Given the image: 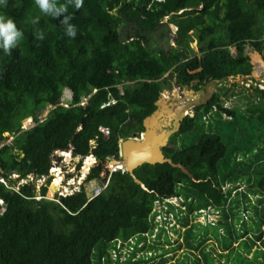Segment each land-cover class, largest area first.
<instances>
[{"label":"trees","instance_id":"obj_1","mask_svg":"<svg viewBox=\"0 0 264 264\" xmlns=\"http://www.w3.org/2000/svg\"><path fill=\"white\" fill-rule=\"evenodd\" d=\"M60 4L68 7L58 18L42 13L34 0L0 5V16L23 32L10 55L0 49V142L12 136L0 147V264H113L109 256L118 247L126 250L120 264H199V256L204 264H216L215 258L229 260L226 256L246 240V252L239 253L245 258L231 264H264V87L254 85L244 95L250 101L247 113L242 110L252 130L247 133L234 126L240 113L234 106L224 107L217 91L185 117L162 151L192 177L168 163H143L134 169L145 188L127 171L98 175L108 157L118 158L121 139L142 132L143 118L170 84L165 72L178 85L193 83L194 88L229 76L254 80L244 49L264 57V0H83L79 9L68 0H57ZM69 15L75 38L65 35L61 23ZM166 17L176 27L175 40L191 52L196 36L199 56L151 48L160 26L166 28L162 36L168 32ZM122 23L126 30L121 34ZM222 111L227 116L215 119L217 125L238 130L239 141L230 150L216 128L201 124L211 112ZM29 117L32 125L23 128ZM189 130L209 132L178 147L175 136ZM69 148L73 156L91 153L96 158L86 181L96 178L99 184L108 177V183L90 198L83 185L57 201H46L47 187L37 189L36 179L48 174L56 150ZM241 152L248 157L243 163ZM27 175L33 178L17 184ZM168 197H175L176 205L165 201L164 219L155 220L154 201ZM201 209L217 219L196 220ZM169 215L178 226L168 227L164 220ZM168 228L181 243H170ZM152 233L156 237L148 244ZM259 243L260 249L248 257ZM182 245L193 259L179 254L167 263L166 254Z\"/></svg>","mask_w":264,"mask_h":264},{"label":"rangeland","instance_id":"obj_2","mask_svg":"<svg viewBox=\"0 0 264 264\" xmlns=\"http://www.w3.org/2000/svg\"><path fill=\"white\" fill-rule=\"evenodd\" d=\"M163 22L167 23V27H168L167 31L168 32L165 33L166 34L165 36H162L161 33L165 32L166 28L160 26V28L158 30L159 31L162 30L161 33L156 31L152 36V38L154 39L153 42L151 43L152 49H156L159 47L164 49V50H168L169 48H177V49L181 50L180 53H182V51H186L187 55H197V56L200 55V50H199L200 46L196 44V41H197L196 36L193 39V41L190 43V47L192 48V52H191V51L187 50L183 45H181V43L179 41L175 40V38H174L175 25L172 23H169L167 17L163 19ZM130 27L131 26L128 25L127 29H129ZM119 28H120L121 34L123 33V30H126V27L123 26V23L121 24V26ZM158 35H161V37L159 36V38H158ZM230 50H231L232 54L235 53L234 47H231ZM244 52L249 55L250 62L252 63L253 72L250 73V76L254 80H250V79L246 78V76H244V77L232 78L230 81L226 80L227 83L223 84V85H219L218 82H216V81H209V82H206V84L208 85V87H207L208 92L207 93L210 94L211 90H216L220 94L221 101L225 105L224 107L234 106L235 108H237V113H240L239 117L241 119L238 122H236L234 124V126L238 130L240 129V131H242V132L246 131V133H247L248 131H252V130L248 127V125L246 123H244V120H243L244 114H243L242 110H244L245 114L247 113V109H248L247 108V102L250 103V101H247L246 98L244 97V95H249V93H250L249 91H250V89H252V87H254V85L259 84L258 87H260V88L264 87V57H262L261 53H259L257 51H252L250 49V47H248V46H245ZM163 77H167L170 81V84L167 87H165V89H167V91H169V90L177 91L175 89V86H174L176 81L173 78V74H169L168 72H165V74H163ZM232 83H238V85L230 87V85ZM201 85H203V84H201ZM201 85H199L197 88H200ZM179 86L181 87V91L177 92L176 97L172 96L173 100L177 99V97H179V96L183 98L184 96L188 95V92L186 91L187 87H182L181 85H179ZM224 89H226L225 95L222 94V92H224ZM210 95L212 96V94H210ZM202 97L205 98L206 94L203 95ZM194 112L195 111L193 110V108H189L185 117L193 116ZM225 113L226 112H224V111H222L221 114L211 112L210 118H207L208 116L204 117L202 119L203 123L201 122V124L205 125V128H206V124L210 123L211 127L216 128V129H214V131L221 135L222 140L226 144L227 150H230V147H232L231 144L237 143V141H239V138L237 136L238 130H236V128L234 130V129H232V127H227L223 124L217 125V122H215L216 121L215 119H217L219 116H221L222 118L226 117L227 114H225ZM45 114H46V109H44L42 111L40 116L45 115ZM185 117L182 119V121L185 119ZM239 117H237V118H239ZM31 125H32V122L28 123V125L26 127H29ZM166 127H167V125H166ZM180 128H181V125H180L179 129L177 130V132L180 131ZM101 130L104 132L107 131V129H105V128H101ZM189 131H191V130H189ZM177 132H175V133H177ZM203 132L207 133L209 131H205V130H203V131H191L190 133H187V134L179 133L175 136L176 144L178 145V147L189 145L191 142H194L197 139V137L200 134H202ZM9 139H10V137H9ZM241 155H244V154L241 152L238 155V157H239L238 159L241 158V161H239V162L243 163L247 160L248 157H246L244 155L245 156V159H244ZM59 157H60V160H59L60 163L59 164L56 163V164L60 167L62 173L66 174V177H71V179L67 178L65 181H63V184H65L66 181H69L70 186H72L71 182L76 183L78 181L79 177L83 176L85 173L87 174L89 169L88 170L87 169L81 170L80 166L78 167L79 157L69 156L66 152H63V153L56 154L54 160L56 161V158H59ZM87 160L92 161V159L84 158V159H82L81 163L87 162ZM91 165H96V162H91V163H89L88 166H91ZM110 165H111V163H108L107 161H105L104 163H101L100 166L102 168H100L98 175L101 176L106 170H110L111 169ZM11 177L15 178L14 176H11ZM94 181L96 182L95 178H94V180L91 179L87 183H85L86 191L90 192L94 188V186H95ZM18 182H21V180L18 179ZM51 183H52V181H50L48 183V178H46L45 181H43V184L47 185V191H46L45 197L46 198H52L53 200H56L58 198L57 193L50 191ZM96 184H97V182H96ZM168 202L176 205L175 198H168ZM155 208L159 209L160 206L155 205ZM210 210H212V209H210ZM200 213L201 214L195 218L196 220H198L200 222H204L206 220L215 221L217 219L216 214H212V215L206 214V209ZM238 216H240V215H238ZM205 217L207 219H205ZM171 218H172V221L174 223L175 219H173L172 216H171ZM154 219L158 220V221H162L164 219V217L162 215L161 216H155ZM175 223H176V221H175ZM204 226H207V228L210 227L211 229L214 228L213 227L214 225L204 224ZM155 231H156V229H155ZM167 233L169 235L170 243L172 245H176L177 243L182 242L181 238H177L176 233L171 231L169 228L167 230ZM155 237H156L155 233H152L150 236H147L146 243L151 244L153 242V240L155 239ZM161 238H162V236L160 237V239ZM240 241H242V240H240ZM133 242H134V239H133ZM207 242L209 245L211 244L212 246L217 248V245L215 243H213V241L208 240ZM247 242H248V244L250 243L249 240H246L245 242H241L240 245H238L236 248H233L231 253L226 256V258L229 260H226L224 257H222L219 259V261H217L216 260L217 258H215L213 260V263L217 262L216 264H231V261L237 262L239 260H243L245 257H243L242 255H239V253L244 254L246 252L247 247L245 246V244ZM139 243H140L139 244V247H140L142 243L141 242H139ZM166 245L167 244H165V247H166ZM260 245L261 244L259 243V244H256V246H253L248 253V257H251L252 254L255 253L254 249H260V247H261ZM129 249H131V248H129ZM116 250L120 251V253H118V251L113 252L112 254H110L109 259H110V261L113 262V264H120L121 261H124L126 259L125 258L126 253H124V252H126V250L124 249V247H122V248L118 247ZM143 250L146 251L147 253H150V252H151V254L153 253V251H151L150 249L145 248ZM159 251L160 250H158V252ZM194 253L199 256V253L197 252V250H195ZM121 254H123V255H121ZM179 254H180V257H185L187 255L189 260L193 259L192 258V255H193L192 252L191 251L186 252L185 247L182 245L181 247L174 250V252L166 254L167 263H170V262L172 263V262L176 261L177 258L179 257L178 256ZM102 259L104 260V258H102ZM155 261H157V260H155ZM203 262H204L203 259L199 256V264H204Z\"/></svg>","mask_w":264,"mask_h":264},{"label":"water","instance_id":"obj_3","mask_svg":"<svg viewBox=\"0 0 264 264\" xmlns=\"http://www.w3.org/2000/svg\"><path fill=\"white\" fill-rule=\"evenodd\" d=\"M242 76L243 75H241V77ZM232 78V76H229V78H221L214 81H230ZM174 86L175 89H179L181 91V87L177 83H175ZM177 92L178 91H166L165 89H162L159 97L154 102L157 107L142 120V133L139 135L134 134L132 137L121 139L119 143L120 159H110V163L112 165H114L118 169L127 171L132 177L133 181L143 188H145L144 183L133 172L135 168L142 165L143 163H168L172 167L179 168L189 177H192L191 173L182 163L173 162L170 157L165 156L162 148L167 144L170 136L177 132L182 119L186 116L185 113L189 110V108L205 104L210 98V94L212 93V91H210V94L207 93L205 98H203L202 96L199 97L197 95H187L185 96V98H182L180 96L177 97V99L182 100L180 108L181 112L177 110L179 103H177L176 106L171 109L170 104L173 103V101L170 103L167 102L168 100H173L172 96L176 97ZM187 92L188 94H191L193 90L190 89L187 90ZM164 98L166 100H163ZM161 100L165 102V108L161 105ZM170 109L171 112H169ZM165 125H167V127L169 128H165ZM44 199L46 201H52L51 198L44 197Z\"/></svg>","mask_w":264,"mask_h":264},{"label":"clouds","instance_id":"obj_4","mask_svg":"<svg viewBox=\"0 0 264 264\" xmlns=\"http://www.w3.org/2000/svg\"><path fill=\"white\" fill-rule=\"evenodd\" d=\"M4 3H6V0H0V5H2V4H4ZM34 3H35V5H36V7L42 12V13H44V14H46V15H50L51 17H53V18H58V17H60V16H62L64 13H66L67 12V7H68V5L67 4H60L59 6H57V0H34ZM68 4H74V6H75V8L76 9H79L81 6H82V4H83V0H68ZM181 11V10H180ZM180 11H178V12H180ZM177 12V13H178ZM72 19V17L69 15V16H64V18H63V20H61V23L65 26V35L66 36H68V37H70V38H75V36H76V28H75V26L74 25H72L71 23H69V21ZM32 23L33 24H35V23H37V21L36 20H33L32 21ZM175 29H176V27H175ZM22 38H23V32L22 31H20V30H18L17 29V27H16V25H15V23L11 20V19H5L3 16H0V49H2L3 50V52L6 54V55H10L11 54V50L13 49V48H15L17 45H18V43L22 40ZM37 38L39 39V38H41L40 36H39V34H37ZM238 77H241V76H238ZM242 77H244V75L242 76ZM229 78V77H228ZM259 85V84H258ZM212 91V90H211ZM213 92V91H212ZM212 94V93H211ZM84 102H85V98L84 99H82V101H81V103H83L84 104ZM105 104H103L102 106H104ZM64 106H66V104H64ZM185 114H187V112L185 113ZM182 123V122H181ZM181 125V124H180ZM165 128H167L166 127V125L164 126ZM102 131V130H101ZM107 132H108V130H107ZM106 132V133H107ZM142 133V132H141ZM141 133H139V134H141ZM138 134V135H139ZM120 143V142H119ZM90 144L91 145H93L94 144V140H91L90 141ZM59 151H61V150H59ZM63 152H66L69 156H73V154H72V152H71V149L69 148L68 150H63ZM73 157H79V163H78V167L80 166V169L81 170H83V166H85V164H86V162H83V163H81V161H82V159H84V158H86V159H92V161L91 162H96L97 163V160H96V158L93 156V154H88L87 156H84V157H81V156H73ZM112 157H108L107 158V162L108 163H110V159H111ZM114 159H116V158H114ZM117 159H120V149H119V152H118V158ZM90 162V163H91ZM93 165H91V166H88L87 168H84V169H89L88 170V172H87V174L85 173V176H84V178H83V182H82V185L81 186H83L84 185V188H85V183H87L88 181H86V177H87V175H88V173H89V171H90V168L92 167ZM50 168V167H49ZM115 170H122V171H125V170H123V169H118V168H116ZM108 171H110V170H108ZM114 171V170H113ZM104 174H105V172L101 175V176H104ZM48 183L50 182V181H52L51 180V174L49 173V169H48ZM11 176H14V177H17L18 175L16 174V173H12L11 174ZM28 176H31V175H27V177L26 178H20V180H23V179H26V181H27V179H28ZM0 178H2V177H0ZM96 179V178H95ZM91 180V179H90ZM93 180H94V178H93ZM108 177H107V179L106 180H104L102 183L100 182L99 184L97 183L96 184V182H97V180H96V182L94 181V185L96 186V185H99V186H101L103 183H106V185H107V183H108ZM0 181H4V179L2 178V180H0ZM19 183H23V182H18L17 181V184H19ZM17 184L15 185V186H13V188L15 189V190H17L18 189V187H17ZM105 185V186H106ZM41 186H45V185H41ZM94 186V187H95ZM40 187V186H39ZM46 187H47V185H46ZM37 189H39V188H37ZM86 190V189H85ZM103 190V189H102ZM86 194H87V196L89 197V194H90V192H88V191H86ZM66 195H68V194H66ZM58 196H61V195H57V197ZM63 196H65V195H63ZM45 197V196H44ZM90 198V197H89ZM168 198H175V197H168ZM168 198H163L160 202L159 201H157V200H155L154 201V205H153V211H157V213L155 214V216H161V212H163L167 207H168V205H165V201L166 202H168ZM52 199V198H51ZM53 200V199H52ZM57 200V199H56ZM175 200H176V198H175ZM177 203V202H176ZM0 204L2 205V200L0 199ZM155 205L156 206H160V208L159 209H156L155 208ZM1 211H2V208L0 209ZM200 212H202V211H204V210H199ZM201 214V213H200ZM154 216V217H155ZM174 219V218H173ZM164 221H166V222H168V223H166V224H168V227L170 226V225H176V226H178V223H175V220H174V223H173V221H172V218H171V215H169V218H168V220H164ZM152 251V250H151ZM125 253V252H124ZM123 253V254H124ZM123 254H121V255H123ZM150 254H151V252H150ZM120 255V256H121Z\"/></svg>","mask_w":264,"mask_h":264},{"label":"built area","instance_id":"obj_5","mask_svg":"<svg viewBox=\"0 0 264 264\" xmlns=\"http://www.w3.org/2000/svg\"><path fill=\"white\" fill-rule=\"evenodd\" d=\"M32 122V119L29 117V118H26L24 121H23V128H27L26 126L28 125V123ZM107 132V131H106ZM10 139L12 138V136H9ZM9 137H7L4 141L0 142V147L4 144V143H7L10 141ZM59 153H63V151H59V150H56L54 152V154H59ZM56 163H60V161H55L54 159L51 161V166L49 168V173L51 174V180L53 181L54 178H55V174H59V176L61 177L60 179V185L56 186V190H54L53 192L57 193V195H66V194H71L73 192H77L80 188H81V185H82V182H83V178L85 176V174L81 177L78 178V181L76 183H73L71 182L72 186H70V182L69 181H66L65 184H63V181H65L67 178L68 179H71V177H66V174L62 173L60 167L56 164ZM111 166V169L110 171H113L116 169V167L114 165H110ZM83 169L85 168V166L82 167ZM48 177V175H45V176H41L40 178L36 179V187L39 188V186L41 185H44L43 184V181H45V179ZM33 178V175L31 176H28V179H32ZM0 180H2V178H0ZM21 182H26V179H23L21 180ZM106 183H103L101 186L99 185H96L91 191H90V194H89V197H92L98 193H100L102 191V189L105 187ZM61 186H63V188L61 189Z\"/></svg>","mask_w":264,"mask_h":264},{"label":"bare ground","instance_id":"obj_6","mask_svg":"<svg viewBox=\"0 0 264 264\" xmlns=\"http://www.w3.org/2000/svg\"><path fill=\"white\" fill-rule=\"evenodd\" d=\"M178 92L180 91L179 89H176ZM163 100H166L165 98L163 99ZM160 103H161V105L165 108L166 106H164V103L165 102H163L162 100L160 101ZM177 103H179V105H178V111L179 112H181V103H182V100L181 99H177L176 100V102H173V103H171L170 104V108L172 109L174 106H176V104ZM183 107V106H182ZM171 109L169 110V112H171ZM180 109V110H179ZM176 119H177V116H176ZM155 128H157V127H155ZM91 161H89V160H87V162H86V164H85V168H87L88 167V165H89V163H90ZM60 179H61V177L59 176V174H55V178H54V180L52 181V183H51V185H50V191L51 192H53L54 190H56V186L58 185H60L59 183H60ZM63 188V186H61V189Z\"/></svg>","mask_w":264,"mask_h":264},{"label":"flooded vegetation","instance_id":"obj_7","mask_svg":"<svg viewBox=\"0 0 264 264\" xmlns=\"http://www.w3.org/2000/svg\"><path fill=\"white\" fill-rule=\"evenodd\" d=\"M176 83V82H175ZM217 85V84H216ZM193 83H190V84H188V85H182V87H187L186 88V91L187 90H190V89H192L193 90V92L191 93V94H188V95H190V96H193V95H197V96H203V95H205V94H207V87H208V85L205 83V84H203V85H201L200 86V88H193ZM167 87V86H166ZM165 89V87L163 88V90ZM166 91H167V89H165ZM197 90V91H196ZM213 92L214 91H216V90H212ZM186 94V93H185ZM187 96V95H186ZM183 98H185V96L183 97ZM176 102V99L175 100H168L167 102ZM157 107V106H156ZM192 108H194V107H192ZM194 110V109H193ZM167 128H169V127H167ZM171 128V127H170Z\"/></svg>","mask_w":264,"mask_h":264}]
</instances>
